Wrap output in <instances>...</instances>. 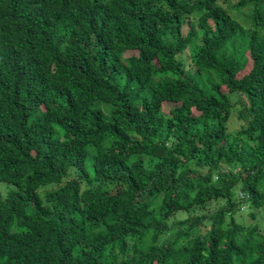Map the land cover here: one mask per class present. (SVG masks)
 I'll use <instances>...</instances> for the list:
<instances>
[{
  "label": "trees",
  "instance_id": "1",
  "mask_svg": "<svg viewBox=\"0 0 264 264\" xmlns=\"http://www.w3.org/2000/svg\"><path fill=\"white\" fill-rule=\"evenodd\" d=\"M0 184V264H264V0H0Z\"/></svg>",
  "mask_w": 264,
  "mask_h": 264
},
{
  "label": "rangeland",
  "instance_id": "2",
  "mask_svg": "<svg viewBox=\"0 0 264 264\" xmlns=\"http://www.w3.org/2000/svg\"><path fill=\"white\" fill-rule=\"evenodd\" d=\"M235 17L237 18L238 20V23L241 25L242 24V17H243V12L235 15ZM242 28H246L245 26L242 25ZM187 56H188V53L187 51H185L183 54H181L179 57L180 59L183 60V62L185 64H188L187 63ZM230 100L231 102L233 101H238L239 100V97L237 96H231L230 97ZM240 101V100H239ZM165 110H168L167 107L164 108V111ZM239 125L240 123L236 120V115H231L229 120H228V123H227V130H228V133L230 134V136H232L236 130H238L239 128ZM9 186L7 185H4V184H0V193L1 195L4 194V190L6 188H8ZM240 194L241 192L238 190V187L234 189V198L233 200L234 201H238L240 200ZM255 212V210H251L249 208V206L247 205H243L240 209H239V213L240 215H238V217L236 218V221L245 225V227H249V226H252L254 224L257 223V225H259L260 229L264 231V213L263 212H258L256 211V217H255V220H252L248 215L247 213L249 212ZM186 213H183V212H178L176 214L173 215V217L170 218V220L168 222H171V221H174V220H178V219H182L184 217H186ZM259 223H262L263 227H261V225Z\"/></svg>",
  "mask_w": 264,
  "mask_h": 264
}]
</instances>
